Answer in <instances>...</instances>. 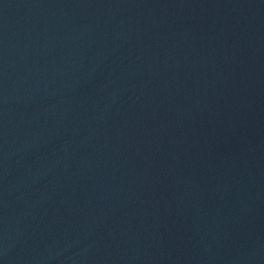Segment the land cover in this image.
<instances>
[{
    "label": "water",
    "instance_id": "95a60500",
    "mask_svg": "<svg viewBox=\"0 0 264 264\" xmlns=\"http://www.w3.org/2000/svg\"><path fill=\"white\" fill-rule=\"evenodd\" d=\"M0 264H264V0H0Z\"/></svg>",
    "mask_w": 264,
    "mask_h": 264
}]
</instances>
